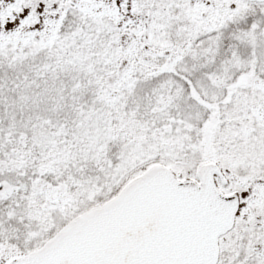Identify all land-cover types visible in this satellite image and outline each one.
<instances>
[{
  "label": "snow or ice",
  "instance_id": "1",
  "mask_svg": "<svg viewBox=\"0 0 264 264\" xmlns=\"http://www.w3.org/2000/svg\"><path fill=\"white\" fill-rule=\"evenodd\" d=\"M0 264H264V0H0Z\"/></svg>",
  "mask_w": 264,
  "mask_h": 264
}]
</instances>
